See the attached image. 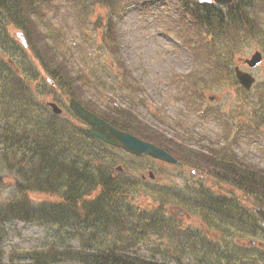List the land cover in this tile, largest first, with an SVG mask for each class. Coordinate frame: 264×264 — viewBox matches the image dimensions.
<instances>
[{
  "label": "rangeland",
  "instance_id": "rangeland-1",
  "mask_svg": "<svg viewBox=\"0 0 264 264\" xmlns=\"http://www.w3.org/2000/svg\"><path fill=\"white\" fill-rule=\"evenodd\" d=\"M55 1V5L47 9V14L42 19L38 18V23L45 34L54 28L53 25L63 29L60 37L64 42L57 41L61 45V56H64L72 74L80 77L78 80L83 85L86 102L92 104L88 100L92 99L101 109H129L140 122L157 130L156 135L161 137L163 134L164 138L160 140L173 145L184 143L186 148L192 147L199 152L200 158L196 162L202 161L205 167L201 173L207 179L203 176L194 179L189 172L194 167L189 164H164L154 158L136 157L116 148L95 160V165L103 164V168L112 173L120 164L134 178L148 169L154 171L157 179L161 178L164 187L151 188L157 193L145 188V184L135 185L143 189L132 198L138 209L156 211L158 216L166 218L173 216L172 208H185L187 211V214L179 216L181 218H176L177 227L183 232L169 227V221L167 225L160 223L142 233L132 248L147 256L152 253L158 259L171 262L180 256L192 262L201 258L214 264H225L229 258L243 255L242 247L249 245L250 238L264 243V232L249 237H244L242 233L229 234L225 228L229 223L220 215L213 214L207 220L198 212L194 213L188 202L182 201L179 196L191 197L192 192H209L227 202H235L239 211L254 214L252 207L257 206L254 195L251 197L235 184L206 172L213 170L208 167V162L213 161L215 155L226 156L225 159L233 167L235 163H242L264 170L262 44L257 39H247L243 43L240 36L239 43L243 46L235 52L206 56L204 47H198L202 37H193L189 28L193 19L186 14L179 0L131 1L113 14L94 6L95 12L86 26L76 24L72 5L63 0ZM109 16L114 21L117 55L123 61L122 67L117 63L116 55L102 41V24ZM98 18L103 19L102 24H97ZM260 21L264 22V15ZM9 30L19 41L15 35L21 31L12 26ZM50 41L53 42L52 39ZM255 49L261 50L263 61L249 68L243 59L250 57ZM216 50L221 52L219 48ZM28 53L36 66V74H39L38 79L31 82L36 98L43 104L46 99L54 100L62 108H67L69 96L58 88L48 93L50 83L45 80L46 75L36 57L32 52ZM215 60L222 64L218 66ZM236 64L255 76L251 92H246L236 81L232 70ZM185 76H189L186 81L181 79ZM209 95L215 96L216 101L210 102ZM10 119L25 122L23 116H10ZM199 165H194L198 172V168L201 169ZM18 168V165H12L0 156V203L17 196V182L22 181ZM219 172L225 175L217 170ZM28 195L35 200L51 199L43 193ZM52 198L55 199V196ZM152 230L155 234L151 235ZM186 233L195 235L185 238L183 234ZM95 234V243L103 246L112 244L116 239L110 233ZM132 234L127 233V239L130 240ZM0 235V246L6 257L16 251L46 247L53 242L78 245L88 238L87 232L78 235L72 228L48 218L28 222L11 219L0 226Z\"/></svg>",
  "mask_w": 264,
  "mask_h": 264
},
{
  "label": "trees",
  "instance_id": "trees-1",
  "mask_svg": "<svg viewBox=\"0 0 264 264\" xmlns=\"http://www.w3.org/2000/svg\"><path fill=\"white\" fill-rule=\"evenodd\" d=\"M131 1L138 0H63L73 6L78 26L87 25L95 12L94 6L113 14ZM55 2L0 0V156L12 165H18L17 173L22 175V181L17 182V196L0 203V226L15 218L24 222L48 218L72 228L78 235L87 232L88 238L78 245L53 242L46 247L16 251L8 257L0 246V264H50L60 261L83 264H214L201 258L195 259V262L183 260L180 256L171 262L133 249L142 233H147L159 219L156 211L138 209L132 202V198L143 191L135 187L141 181L130 172L114 175L106 171L103 164L95 165L96 159L115 149L90 135L86 124L68 107L64 108V115L55 114L36 98L31 82L37 80L39 74H36L30 54L11 35L9 26L23 31L29 49L46 77L52 79L55 88L77 98L114 126L154 142L184 163L193 167H197L195 163H200L199 167L205 168L202 161L196 162L200 158L199 152L186 148L184 143L173 145L160 140L164 135H156L157 130L140 122L129 109H101L91 99L88 100L92 104L86 102L83 85L78 80L80 77L72 74L64 56H61V45L57 41L64 42L60 37L63 29L53 25L54 28L45 34L37 21ZM184 7L193 19L189 25L192 35L202 37L198 47H204L206 56L235 52L243 46L239 43L240 36L243 43L247 39H257L264 47V22L260 21L264 15V0H236L226 10L206 3L184 4ZM102 23L103 19L98 18L97 24ZM102 25L106 29L102 41L116 55V61L122 67L123 61L117 55L113 18L109 16ZM215 63L218 66L222 64L216 60ZM53 89L50 85L48 93ZM10 116H23L25 122L10 119ZM234 165L214 160L211 167L212 172L217 169L227 174V179L239 185L245 194L254 195L256 205L264 207V170L242 163ZM144 187L157 193L151 189L154 186ZM32 192L46 194L51 199L35 200L28 195ZM54 196L55 199L52 198ZM192 197L196 198L195 202L208 204L212 213L224 217L229 223L228 228L225 226L229 234L241 232L244 237H249L264 232L255 214L239 211L235 202L219 197L215 199L207 193L194 194L188 199ZM96 232L113 234L115 242L106 246L95 243ZM127 233H133L130 240ZM183 235L185 238L190 236L188 233ZM242 252V256L226 259L225 264H264V243L242 247Z\"/></svg>",
  "mask_w": 264,
  "mask_h": 264
},
{
  "label": "water",
  "instance_id": "water-1",
  "mask_svg": "<svg viewBox=\"0 0 264 264\" xmlns=\"http://www.w3.org/2000/svg\"><path fill=\"white\" fill-rule=\"evenodd\" d=\"M201 1H209V0H201ZM232 0H215V2L219 5H228ZM22 42L25 44V41L22 37V35H19ZM262 60V55L259 51H255L250 58L245 59V63L248 64L249 67L254 68L257 66ZM233 70L235 72V77L240 85L244 87L245 90L250 91L251 86L255 81L254 76L247 72L243 71L239 68V66H234ZM210 101H215V96L209 97ZM48 106L51 107V109L55 113H62L63 110L52 101H47L46 103ZM70 109L74 112L76 116L81 118L83 121H85L88 125L87 131L91 135L99 138L103 142L112 145L114 147L121 148L129 153H132L137 156H146L150 155L154 158L176 163L178 160L173 157L169 152H167L165 149L161 148L160 146L139 138L138 136L131 134L130 132L120 130L116 127H114L112 124L107 122L105 119L101 118L94 112L88 110L85 108L78 100L71 97L68 101ZM121 167L117 166L115 168V171H121ZM148 175L150 178H153V173L151 171L148 172ZM254 212L259 217L262 226L264 227V208L262 207H255ZM251 244L255 243V240H250ZM52 264H82V263H76V262H57Z\"/></svg>",
  "mask_w": 264,
  "mask_h": 264
},
{
  "label": "flooded vegetation",
  "instance_id": "flooded-vegetation-1",
  "mask_svg": "<svg viewBox=\"0 0 264 264\" xmlns=\"http://www.w3.org/2000/svg\"><path fill=\"white\" fill-rule=\"evenodd\" d=\"M160 162H162V161H160ZM162 163H164L165 164V162H162ZM180 162L179 163H177V164H173V165H175V166H180ZM189 172L194 176L193 178L194 179H196V178H202V176H203V178H205V179H207L206 178V175H204V174H202L201 173V171L199 170V172L198 171H196L195 169H189ZM203 172H204V170H203ZM206 172V171H205ZM206 173H208V174H210L211 175V171L209 170V171H207ZM145 181H149V180H145ZM149 182H155L156 183V186L157 187H161V188H163L164 187V183L162 182V180H161V178L160 179H157V176L155 175V180L154 181H149ZM170 186L171 187H173V185L172 184H170ZM201 210H205L206 209V207H204V208H200ZM199 209V210H200ZM174 212H175V209L173 210ZM201 216H203L204 218H206L207 220H208V218L210 217V213H202V212H200L199 213ZM182 215H184V214H182ZM206 220V221H207ZM201 223H204L205 224V222H201Z\"/></svg>",
  "mask_w": 264,
  "mask_h": 264
}]
</instances>
